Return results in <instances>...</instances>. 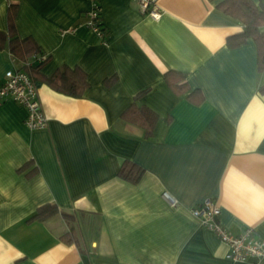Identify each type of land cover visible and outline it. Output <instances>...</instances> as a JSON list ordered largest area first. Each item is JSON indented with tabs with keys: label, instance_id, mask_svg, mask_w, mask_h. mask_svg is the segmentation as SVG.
<instances>
[{
	"label": "crops",
	"instance_id": "obj_1",
	"mask_svg": "<svg viewBox=\"0 0 264 264\" xmlns=\"http://www.w3.org/2000/svg\"><path fill=\"white\" fill-rule=\"evenodd\" d=\"M218 1L156 0L153 18L136 0H99L103 41L84 24L91 0H0V29L15 3L17 34L49 55L37 77L45 127L0 100V264H264L227 258L191 212L210 198L222 226L264 238V67L252 38L227 43L243 24ZM20 65L0 47V83ZM64 66L85 72L79 95L46 80ZM169 69L185 74L182 92ZM133 102L157 113L150 136L122 117ZM125 160L143 167L138 181L118 174ZM46 202L72 219L30 220Z\"/></svg>",
	"mask_w": 264,
	"mask_h": 264
},
{
	"label": "trees",
	"instance_id": "obj_2",
	"mask_svg": "<svg viewBox=\"0 0 264 264\" xmlns=\"http://www.w3.org/2000/svg\"><path fill=\"white\" fill-rule=\"evenodd\" d=\"M216 7L222 13L239 20L243 24L242 31L228 36L229 45H238L244 43L248 38H252L257 45V57L259 68L264 67V0H220ZM16 4H9L7 12L8 29H0V47L7 46L11 54L21 61L18 68L28 71L37 83L38 69L49 58L45 54L43 59L40 55L44 51L37 44L32 36L20 37L15 28ZM104 41L107 36V30L102 26ZM64 80L63 84H58V79ZM164 78L167 83L177 92H182L187 88L185 74L179 70L169 69L165 71ZM46 80L54 87L73 95H79L85 87L86 74L79 68H70L64 66L61 70H56ZM259 91L264 93V84L259 87ZM141 93V92H140ZM139 93V94H140ZM138 94V95H139ZM122 117L143 128L144 135L150 136L157 119V113L144 105L131 103L122 113ZM144 169L135 161L125 160L120 166L118 174L123 178L136 182L140 179ZM57 213H60L67 221L72 219V215L61 211L55 203L46 202L37 207L30 220L43 221ZM60 237L71 242L76 240L71 231H67Z\"/></svg>",
	"mask_w": 264,
	"mask_h": 264
},
{
	"label": "built area",
	"instance_id": "obj_3",
	"mask_svg": "<svg viewBox=\"0 0 264 264\" xmlns=\"http://www.w3.org/2000/svg\"><path fill=\"white\" fill-rule=\"evenodd\" d=\"M143 13L153 18H159L161 12L157 7L156 0H136ZM92 6L86 11L84 24L103 36V22L101 19V8L99 0H91ZM46 53L39 57L43 59ZM11 98L26 108L27 114L24 119L25 125L30 129L43 128L47 124V117L42 109L37 91V83L28 71L11 67L4 72L0 83V100ZM163 196L168 198L169 194L164 191ZM192 214L199 217L201 223L211 229L226 246V257L231 260H253L256 262L264 258V238L254 233L251 227L242 233H233L222 226L216 216L219 206L210 198L199 202L191 208Z\"/></svg>",
	"mask_w": 264,
	"mask_h": 264
}]
</instances>
